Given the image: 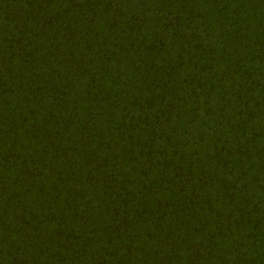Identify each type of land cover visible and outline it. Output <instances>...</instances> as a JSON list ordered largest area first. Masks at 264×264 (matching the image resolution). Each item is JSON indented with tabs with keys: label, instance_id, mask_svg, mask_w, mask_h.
Returning <instances> with one entry per match:
<instances>
[{
	"label": "trees",
	"instance_id": "trees-1",
	"mask_svg": "<svg viewBox=\"0 0 264 264\" xmlns=\"http://www.w3.org/2000/svg\"><path fill=\"white\" fill-rule=\"evenodd\" d=\"M0 264H264V0H0Z\"/></svg>",
	"mask_w": 264,
	"mask_h": 264
}]
</instances>
